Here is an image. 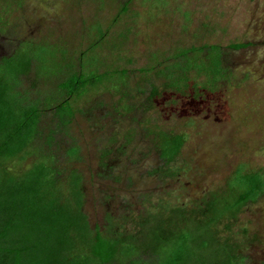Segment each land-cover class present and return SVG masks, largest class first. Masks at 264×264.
Here are the masks:
<instances>
[{
	"label": "trees",
	"instance_id": "1",
	"mask_svg": "<svg viewBox=\"0 0 264 264\" xmlns=\"http://www.w3.org/2000/svg\"><path fill=\"white\" fill-rule=\"evenodd\" d=\"M24 1L0 0V39L8 48L0 56V264H243L233 228L243 209L264 197V171L245 163L235 167L225 186L209 193L198 209L162 206L143 217L132 233L110 214L103 229L91 224L79 168L82 148L72 131L78 115L90 112L80 104L93 93L119 94L129 86L131 70L120 64L127 32L117 36L111 31L134 7V0L122 6L111 23L97 21L87 28L89 42L79 56L64 45L13 36L18 21L13 15ZM171 2L140 4L148 6L152 16L167 12ZM183 16L185 30L193 19L188 12ZM207 28L201 26L202 35L195 38H204ZM249 46L229 45L234 50ZM98 50L117 61L107 63ZM165 54L163 61L153 55L139 69L149 82L151 101L164 94L197 100L216 94L221 82L229 80L220 45H177ZM48 66L54 72L46 71ZM30 76L38 90L23 88ZM129 97V92L121 93L114 107L118 116L133 110ZM145 130L160 154L159 171L171 176L163 171L181 158L187 135L167 131L157 120Z\"/></svg>",
	"mask_w": 264,
	"mask_h": 264
},
{
	"label": "rangeland",
	"instance_id": "2",
	"mask_svg": "<svg viewBox=\"0 0 264 264\" xmlns=\"http://www.w3.org/2000/svg\"><path fill=\"white\" fill-rule=\"evenodd\" d=\"M140 1L134 0V7L111 31L117 36L127 32L120 64L128 67L131 75L128 88L121 93L129 92L128 104L133 110H122L123 115L118 116L114 107L121 93H93L80 104L90 112L78 115L72 131L82 148L79 168L85 178L84 210L89 221L103 229L110 214L127 233L137 232L143 217L163 207H203L206 196L224 187L241 163L264 171V0H171L167 12H153L152 16ZM103 2L25 0L22 10L13 15V21H18L12 34L64 45L79 56L88 45L89 27L97 21L111 23L129 0ZM187 12L193 22L185 31L183 14ZM205 24L204 38H195L202 35ZM204 43L221 46L229 80L221 82L216 94L197 100L164 94L151 101L149 82L139 69L153 55L163 61L165 53L173 52L177 45ZM233 43L250 46L234 50L229 47ZM7 51L0 39V56ZM106 54L97 51L107 63L117 61ZM51 68L46 71L54 72ZM23 86L39 89L33 76L27 77ZM156 120L167 131L187 135L181 158L163 171L171 174L169 177L159 171L160 154L145 130ZM233 229L242 245L243 264H264V197L243 209Z\"/></svg>",
	"mask_w": 264,
	"mask_h": 264
}]
</instances>
